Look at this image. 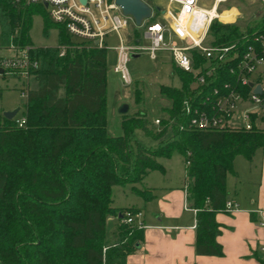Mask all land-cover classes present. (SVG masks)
Returning a JSON list of instances; mask_svg holds the SVG:
<instances>
[{"label":"trees","instance_id":"16d2710c","mask_svg":"<svg viewBox=\"0 0 264 264\" xmlns=\"http://www.w3.org/2000/svg\"><path fill=\"white\" fill-rule=\"evenodd\" d=\"M144 1L153 5V0ZM35 13L45 17V35L49 28H57L55 46L33 45L30 28ZM156 18L155 12L146 22ZM133 26V41L138 42L142 31ZM263 30L264 11L245 27L215 19L209 43H235V50L242 53L249 43L243 36ZM10 44L28 47L39 67L28 78L25 125L18 126L0 112V264H127L126 256L139 246L143 230L123 223L126 211L139 210L114 207L112 188L132 184L133 192L152 198L149 190L134 184L150 171L161 170L158 158L174 152L189 161L187 203L196 210L195 252L223 254L216 239L220 233L216 212L227 199L226 175L233 172L236 156L250 161L257 149H264V131L180 128L186 120L182 99L198 89H191L192 74L171 64L180 85L159 86L168 102L162 107V128L158 130L147 113L138 110L125 114L121 134L112 135L105 113L106 47L73 39L63 25L49 19L40 3L0 0V47ZM190 53L195 65L207 62L196 50ZM225 82H235L226 63L208 79L202 94ZM134 92L139 100L137 86ZM138 130L157 139V146L140 143ZM110 216L120 222L107 236Z\"/></svg>","mask_w":264,"mask_h":264},{"label":"built area","instance_id":"2783aa9c","mask_svg":"<svg viewBox=\"0 0 264 264\" xmlns=\"http://www.w3.org/2000/svg\"><path fill=\"white\" fill-rule=\"evenodd\" d=\"M225 1L213 0L210 8H203L199 0H168L167 7L162 11V19L145 22L142 37L149 42L145 46L124 41L121 31L134 22L130 16L122 13L114 0H14L16 4L40 3L44 6L46 3L44 7L49 19L63 25L73 39L93 44L98 40V44L94 45L102 47L105 36L115 33L119 44L113 47L117 54L113 71L120 75L125 84L131 83L126 64L132 54L146 52L151 59H157L159 52H168L175 67L192 74L191 89H198L182 99L181 113L186 120L180 128L264 131V30L243 36L249 43L242 53L235 50V43L211 45L209 28L219 18L218 6ZM256 1L262 2L264 11V0ZM165 31L169 32L168 43L164 40ZM0 48L9 52L8 56H0V77L9 75L20 78L21 90L26 93L28 78L31 72L38 69V61L28 54V47L10 44ZM191 50H196L207 62L195 65ZM225 63L235 76V82H225L221 87H214L207 94H202L208 79ZM13 118L20 127L26 123L23 114ZM161 119L154 117L152 124L162 128ZM188 165L189 161L186 160V177ZM221 210L234 212L237 204L226 200ZM141 216L139 211H126L122 220L141 228ZM259 225L264 226V222H259ZM259 249L264 255V243Z\"/></svg>","mask_w":264,"mask_h":264},{"label":"crops","instance_id":"0c3cea01","mask_svg":"<svg viewBox=\"0 0 264 264\" xmlns=\"http://www.w3.org/2000/svg\"><path fill=\"white\" fill-rule=\"evenodd\" d=\"M152 4L159 7L162 13L168 5V0H165L163 9L156 0H153ZM212 4L213 0L209 5L199 0V5L203 8H210ZM238 11V5L233 0L222 2L218 6V20L235 23ZM141 39L142 35L138 42L132 41L129 44L141 43ZM7 77L9 75H3L0 80ZM262 150L260 165L255 173H252L250 168L242 178L233 163V172L226 175V200L234 201L237 210L216 212V221L220 224V233L216 239L222 246L221 256L199 255L195 252L196 210L190 208L187 203L188 178L182 154L174 152L170 157L158 158L162 169L150 171L140 183L134 184L140 190H149L152 198L146 200L132 191V184L124 185L126 191L135 194V199L122 208H137L142 215L143 223L142 240L134 251L127 254L126 263L260 264V260L264 261V255L259 249L264 243V226L259 225V222H264V149ZM256 152L250 160L251 163ZM175 153L180 157H174ZM230 177L233 178L231 181ZM240 179L248 186H245L246 190L243 192L236 184ZM140 184L144 188H140ZM109 222H112L113 227L110 230L111 234L120 220L110 216L107 224Z\"/></svg>","mask_w":264,"mask_h":264},{"label":"rangeland","instance_id":"374dc122","mask_svg":"<svg viewBox=\"0 0 264 264\" xmlns=\"http://www.w3.org/2000/svg\"><path fill=\"white\" fill-rule=\"evenodd\" d=\"M162 9L165 7V0H156ZM204 3L210 4L211 0H203ZM239 8L236 24L241 27L252 25L256 19L261 15L263 5L262 2L256 0H233ZM153 13L159 19H162V13L157 10L156 5H152ZM47 19V18H46ZM45 17L41 13H35L32 16V25L30 28V38L34 46H55L58 42L57 28H49L47 34L43 32ZM145 22L141 26H137L141 31L144 29ZM133 23L124 30L121 31V36L124 38L127 44L133 41L135 38L133 32ZM164 40L169 42V32L165 31ZM142 45H148V40L144 37L141 39ZM119 44V38L115 33H110L104 38L103 46L107 49V73H106V101H105V113L107 118V129L112 135L121 134L120 121L125 114H132L138 110H143L147 113L150 119L154 117H163L165 113L162 107L167 105V99L164 95L160 94V85L179 86V78L173 74L172 62L169 53L166 51L159 52L157 59H151L146 52H141L134 57H130L126 67L131 78L130 84H125L118 73L113 71V67L116 65L117 54L113 49L114 46ZM9 52L0 48V56H8ZM35 83L32 82L31 86ZM135 86L141 91V97L139 100L135 97ZM0 88H2V95L0 97V112L7 110L18 109L15 117L22 116L24 111L25 93L22 88V80L15 76H9L4 80H0ZM23 92V93H22ZM127 108V110H125ZM161 129V126L157 127ZM136 137L140 143L156 147L158 144L157 139L144 134L141 130L136 132ZM166 137V133L162 138ZM262 149H258L256 156L253 159V163L247 160L242 155L236 156L234 160V168L240 174V177H245V173L250 168L252 173H255L260 165V157L262 155ZM174 157H180L178 153L174 154ZM173 157V159H174ZM178 159V158H177ZM230 177V181H231ZM236 182L238 189L242 192L246 190L247 184L245 182ZM240 183V184H239ZM140 188H144L141 186ZM127 187V186H126ZM248 187V186H247ZM135 199V194L126 191V188L122 185L113 186L112 191V205L122 208ZM106 234L110 235L112 222L106 223Z\"/></svg>","mask_w":264,"mask_h":264},{"label":"water","instance_id":"95a60500","mask_svg":"<svg viewBox=\"0 0 264 264\" xmlns=\"http://www.w3.org/2000/svg\"><path fill=\"white\" fill-rule=\"evenodd\" d=\"M85 2V0H81ZM115 3L121 8L124 15L130 16L136 26H141L144 20H147L153 15V7L144 0H114ZM47 4L44 3V6ZM157 10H160L157 7ZM94 44H98V40L94 41ZM131 57H134L132 54ZM127 110V108H125ZM18 109L3 111V116L7 119H12Z\"/></svg>","mask_w":264,"mask_h":264}]
</instances>
